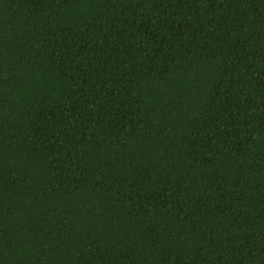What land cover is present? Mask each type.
<instances>
[{"label": "trees", "instance_id": "16d2710c", "mask_svg": "<svg viewBox=\"0 0 264 264\" xmlns=\"http://www.w3.org/2000/svg\"><path fill=\"white\" fill-rule=\"evenodd\" d=\"M0 264H264V0H0Z\"/></svg>", "mask_w": 264, "mask_h": 264}]
</instances>
